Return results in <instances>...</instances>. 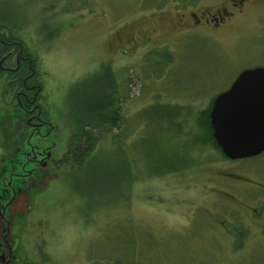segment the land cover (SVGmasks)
Listing matches in <instances>:
<instances>
[{"label":"rangeland","instance_id":"1","mask_svg":"<svg viewBox=\"0 0 264 264\" xmlns=\"http://www.w3.org/2000/svg\"><path fill=\"white\" fill-rule=\"evenodd\" d=\"M229 3L0 0L40 82L36 131L0 78V227L22 262L264 264V152L226 159L205 125L212 99L264 65V38L252 34L258 13L220 29L191 15ZM164 50L173 58L161 66ZM104 66L126 96L124 122L98 140L101 164L74 177L57 161L84 96L76 84ZM166 106L172 124L160 132ZM160 154L168 160L153 162ZM124 169L120 184L112 176Z\"/></svg>","mask_w":264,"mask_h":264},{"label":"trees","instance_id":"2","mask_svg":"<svg viewBox=\"0 0 264 264\" xmlns=\"http://www.w3.org/2000/svg\"><path fill=\"white\" fill-rule=\"evenodd\" d=\"M3 14L4 13L0 11V60H2L4 58L3 56H5L8 52H10L7 57V60H9V63L7 64H9V66H13L14 68L13 71H7L0 68V78L6 74L5 92L13 90V95L15 96L17 104L22 108H33L31 113L42 111L40 110L41 105L38 102V94L40 92V82L36 78V64L38 63L35 62L36 59L32 56V53L29 52L30 50L25 45V42L19 37V35L14 34L13 31L15 28H18L19 25L11 24L7 20L8 18H6ZM159 53L158 63L161 64V66L164 63L172 61V52L168 53L164 50ZM16 54L18 56H27L28 59H26V61L21 60L20 64L19 60L18 63L16 60L12 62L13 56ZM97 73L91 74L89 77H86L76 84L78 89L81 91L83 90L82 93L84 96H82V99L79 100L76 107L74 106L72 114L74 130L71 135V140L64 155L57 161V167H69L71 174L74 177H76V168L81 170L86 165L93 164L97 167L101 164L97 163V156L94 155L98 140L104 134H111L115 128L121 127L124 122L122 108L124 98H126V96L121 93V89L123 88L117 80L115 76L116 74L110 66H104V69ZM91 83L92 86L89 87L90 89L85 90L84 88L90 86ZM26 86H30V90L27 89ZM24 90H26V94L23 95L20 91ZM212 101L210 107L206 110L205 125L210 139L213 140L222 156L226 158L227 156L223 153L213 136V129L210 124L209 113ZM166 107L167 108L164 109V111H162V109L160 110L163 112L162 116H165L164 119H161V117L158 121L156 120V122L160 124L157 128L160 132L167 131L172 124L171 108L168 109V106ZM153 160V162L162 163L163 161H167L168 158L160 154L155 156ZM113 161L116 162L117 160ZM105 162L106 160L102 162V165ZM127 175L128 174L124 169V172H115L112 177L121 184L125 182ZM107 178L108 177H106V179ZM83 192L85 193V191ZM9 264L20 263L12 261ZM22 264L33 263L23 260Z\"/></svg>","mask_w":264,"mask_h":264},{"label":"water","instance_id":"3","mask_svg":"<svg viewBox=\"0 0 264 264\" xmlns=\"http://www.w3.org/2000/svg\"><path fill=\"white\" fill-rule=\"evenodd\" d=\"M209 117L213 136L228 158L264 152V66L241 71L214 97Z\"/></svg>","mask_w":264,"mask_h":264},{"label":"flooded vegetation","instance_id":"4","mask_svg":"<svg viewBox=\"0 0 264 264\" xmlns=\"http://www.w3.org/2000/svg\"><path fill=\"white\" fill-rule=\"evenodd\" d=\"M230 3L226 6H222L217 9L215 12L213 11H203V12H192L191 15L195 18V23L197 24H205L209 25L214 29H220L223 27L231 26L235 20L242 18L246 15H251L253 13L257 14V19L253 24V36L260 39V36L264 38V0H229ZM10 52H8L5 56H3V61L0 66L3 70L13 71V66H9V60L7 57ZM21 57V58H20ZM19 58V59H18ZM28 59L27 56H18L15 55V60L19 64L20 61H26ZM31 66V64H30ZM260 66V65H258ZM264 66V65H263ZM256 67V66H255ZM34 71V70H33ZM27 89L30 90V86H26ZM26 89V90H27ZM26 90L20 91L23 95L26 94ZM27 122L32 129H36V131L40 129V122L43 121L41 119V113L37 111L32 112L33 108L24 107ZM41 110V109H40ZM30 112V113H29ZM36 113V114H35ZM49 155H41V158H36V160L42 164L47 165L49 163ZM8 189V188H7ZM20 190V189H19ZM17 190V192L19 191ZM1 226V225H0ZM0 227V264H9L12 261H17L22 264L23 262L17 255V240L8 239L7 229ZM21 261V262H20Z\"/></svg>","mask_w":264,"mask_h":264}]
</instances>
